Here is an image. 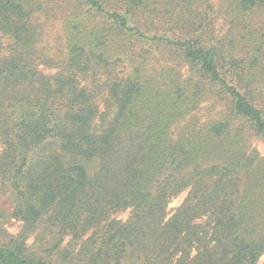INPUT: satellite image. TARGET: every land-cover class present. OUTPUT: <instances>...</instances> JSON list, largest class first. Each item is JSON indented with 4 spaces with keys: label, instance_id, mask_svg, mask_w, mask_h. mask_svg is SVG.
Segmentation results:
<instances>
[{
    "label": "trees",
    "instance_id": "obj_1",
    "mask_svg": "<svg viewBox=\"0 0 264 264\" xmlns=\"http://www.w3.org/2000/svg\"><path fill=\"white\" fill-rule=\"evenodd\" d=\"M257 141L264 0H0V264H259Z\"/></svg>",
    "mask_w": 264,
    "mask_h": 264
},
{
    "label": "rangeland",
    "instance_id": "obj_2",
    "mask_svg": "<svg viewBox=\"0 0 264 264\" xmlns=\"http://www.w3.org/2000/svg\"><path fill=\"white\" fill-rule=\"evenodd\" d=\"M222 23V21L218 22V25L220 26ZM60 24H58L57 26H52L51 28H49V33L50 34H57L58 30H59ZM255 145L257 146V148L260 150V152L264 155V144L262 142H256ZM2 206H4L5 208H7L9 211H11V208L9 205H7L6 199L5 198H1V203ZM7 229L13 233L16 234L19 229H20V224L15 221V220H10L9 224L7 225ZM259 264H264V257L260 260Z\"/></svg>",
    "mask_w": 264,
    "mask_h": 264
}]
</instances>
